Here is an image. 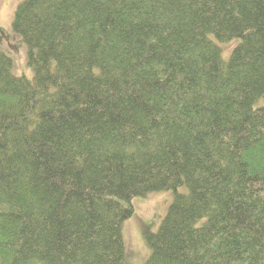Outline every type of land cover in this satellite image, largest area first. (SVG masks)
<instances>
[{
	"label": "trees",
	"instance_id": "1",
	"mask_svg": "<svg viewBox=\"0 0 264 264\" xmlns=\"http://www.w3.org/2000/svg\"><path fill=\"white\" fill-rule=\"evenodd\" d=\"M11 29L33 77L0 47V264H129L161 192L144 264H264V0H22Z\"/></svg>",
	"mask_w": 264,
	"mask_h": 264
},
{
	"label": "rangeland",
	"instance_id": "2",
	"mask_svg": "<svg viewBox=\"0 0 264 264\" xmlns=\"http://www.w3.org/2000/svg\"><path fill=\"white\" fill-rule=\"evenodd\" d=\"M22 0H0V47L13 61V74L31 79L33 72L27 64V49L21 38L13 33L11 23L14 11ZM215 44L221 49L222 59L228 61L232 50L238 45L235 39L228 43ZM264 105V99L255 104V108ZM185 192L184 188L179 190ZM172 192L149 194L132 201L133 215L122 226L125 257L129 264H144L150 255L145 244V234L155 232L166 215L172 201Z\"/></svg>",
	"mask_w": 264,
	"mask_h": 264
}]
</instances>
